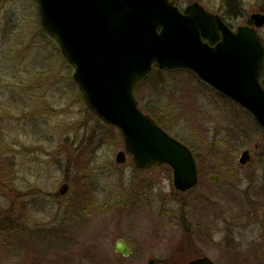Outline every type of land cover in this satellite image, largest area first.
Listing matches in <instances>:
<instances>
[{
	"label": "rangeland",
	"instance_id": "rangeland-1",
	"mask_svg": "<svg viewBox=\"0 0 264 264\" xmlns=\"http://www.w3.org/2000/svg\"><path fill=\"white\" fill-rule=\"evenodd\" d=\"M242 2L234 20L259 0ZM73 70L37 0H0V264H264V132L252 114L189 70L153 66L136 84L138 107L194 151L199 184L180 193L165 165L116 162L121 135L86 105ZM118 238L129 256L113 250Z\"/></svg>",
	"mask_w": 264,
	"mask_h": 264
},
{
	"label": "water",
	"instance_id": "water-1",
	"mask_svg": "<svg viewBox=\"0 0 264 264\" xmlns=\"http://www.w3.org/2000/svg\"><path fill=\"white\" fill-rule=\"evenodd\" d=\"M40 20L72 65L73 79L86 105L104 123L115 126L123 149L136 168L167 165L174 188L192 189L198 181L195 158L187 145L170 135L137 104L136 84L153 63L161 69H187L248 110L264 131V87L260 71L264 46L256 30H230L199 2L180 10L171 0H37ZM257 25L264 16L255 13ZM211 43V44H210ZM241 152V164L249 160ZM210 181L216 180L211 174ZM67 183L59 186L63 194ZM113 250L128 256L122 238ZM148 264H153L149 259ZM187 264H215L203 256Z\"/></svg>",
	"mask_w": 264,
	"mask_h": 264
},
{
	"label": "flooded vegetation",
	"instance_id": "flooded-vegetation-1",
	"mask_svg": "<svg viewBox=\"0 0 264 264\" xmlns=\"http://www.w3.org/2000/svg\"><path fill=\"white\" fill-rule=\"evenodd\" d=\"M174 1V0H173ZM195 1H197V0H193L192 2H195ZM232 1H234V0H232ZM192 2H190V3H192ZM197 2H199L206 10H208L210 13H213V14H216V15H218L219 17H220V19L224 22V24L230 29V30H232V31H234V30H236V28L238 27V26H248V27H252V28H254L255 30H256V33L258 34V36H259V38H260V40L262 41V43H263V46H264V33H263V31H264V23H262L261 25H257V19L255 18V17H253V15L255 14V13H257V14H260L261 16H264V0H259V2L257 3V5L256 4H251L250 3V5H248L247 6V10H248V12L245 14V18L244 17H241L240 18V20H234V19H237V17L235 16V17H233L234 15H235V12L238 10V8H239V6H238V4H241V3H243L242 2V0H241V2L240 3H238V0H237V2L236 3H233V2H231V4H229L227 7H225V4L223 5V6H220L218 9H211V8H209V7H207L205 4H203L202 2H200V1H197ZM174 3L175 4H177V2L176 1H174ZM190 3H188V4H190ZM188 4H186L184 7H186ZM177 6L181 9V10H183L184 9V7H181V6H179L178 4H177ZM236 10V11H235ZM229 15V16H231V17H227V16H225V15ZM233 20V21H232ZM211 44V43H210ZM263 68H264V63H263V66H262V69H261V71H260V81H261V84L263 85V87H264V77H262V72H263ZM227 98V97H226ZM228 100H229V98H227ZM151 117L155 120V121H157L158 122V124L159 125H161L160 124V122L158 121V118H156L155 116H153V115H151ZM162 126V125H161ZM244 150H248V152H249V155H250V157H249V160L252 158V154H251V152H250V149L248 148V147H246L245 149H243L242 151H244ZM195 157V156H194ZM248 160V161H249ZM247 161V162H248ZM239 162V161H238ZM246 162V163H247ZM246 163H244V164H246ZM239 167L241 168L244 164H241L240 162H239ZM212 174H215V173H212ZM216 175V180L214 181V182H212V183H216L217 182V180H218V175L217 174H215ZM197 177H198V181H197V184L192 188V189H194L198 184H199V172H198V170H197ZM209 180H210V177H209ZM192 189H189V190H187V191H184V192H180V191H178V192H180V193H185V192H189L190 190H192ZM59 193V192H58ZM60 194V193H59ZM261 215L264 217V210H262V212H261ZM10 220V219H9ZM10 224L11 225H8V229L10 230V229H13L14 228V225H12L13 223L12 222H10ZM27 226V225H26ZM27 228H29V227H27ZM186 228H188V226L186 227ZM188 232V235H186V236H188L187 237V243L185 244V247L186 248H184L185 250H186V252H189L190 254H193V252L195 251V249H196V243H195V241H193L192 240V237H190L191 235V233H190V229L188 228V230H187ZM193 230H191V232H192ZM190 233V234H189ZM193 233H196V234H199V231H196L195 230V232H193ZM125 242H126V240H124ZM127 244H128V242H126ZM178 244V243H177ZM177 244H176V246H177ZM129 246H130V248H131V253H132V247H131V245L130 244H128ZM188 250V251H187ZM130 253V254H131ZM119 254H121V253H119ZM129 254V255H130ZM122 255V254H121ZM128 255V256H129ZM123 256V255H122ZM203 256H207V257H209L208 255H206V254H193V256L192 257H189L188 258V260L185 262V264H187L190 260H192V259H195V258H198V257H203ZM125 257H127V256H125ZM215 264H218V263H216L215 262V260L214 259H212L211 257H209ZM150 259H152L153 260V263H154V259L153 258H150Z\"/></svg>",
	"mask_w": 264,
	"mask_h": 264
},
{
	"label": "trees",
	"instance_id": "trees-1",
	"mask_svg": "<svg viewBox=\"0 0 264 264\" xmlns=\"http://www.w3.org/2000/svg\"><path fill=\"white\" fill-rule=\"evenodd\" d=\"M154 67H157V65L156 64H154ZM190 146V145H189ZM190 148L192 149V147L190 146ZM192 151H193V149H192ZM193 153H194V151H193Z\"/></svg>",
	"mask_w": 264,
	"mask_h": 264
}]
</instances>
